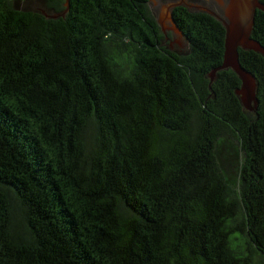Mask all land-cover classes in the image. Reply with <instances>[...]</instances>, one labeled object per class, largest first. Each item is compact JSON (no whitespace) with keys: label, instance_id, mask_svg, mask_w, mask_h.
<instances>
[{"label":"trees","instance_id":"trees-1","mask_svg":"<svg viewBox=\"0 0 264 264\" xmlns=\"http://www.w3.org/2000/svg\"><path fill=\"white\" fill-rule=\"evenodd\" d=\"M149 1L0 0V264H264V57Z\"/></svg>","mask_w":264,"mask_h":264},{"label":"water","instance_id":"water-1","mask_svg":"<svg viewBox=\"0 0 264 264\" xmlns=\"http://www.w3.org/2000/svg\"><path fill=\"white\" fill-rule=\"evenodd\" d=\"M222 6V18H218L212 11L184 0L168 2L164 5L168 9L169 29L181 35L170 13V9L176 5H183L188 9L201 10L213 15L224 27L223 54L219 65L214 67L208 74L212 78L214 71L230 68L240 80V85L235 89L242 107L248 111L256 112L258 99L255 94V78L246 71L238 62L237 48L250 49L259 52L264 57V47L250 36L253 14L256 8L264 9L258 0H214ZM65 9L68 0L64 2ZM64 9V10H65ZM53 17L56 15H52ZM161 31L163 27L157 21Z\"/></svg>","mask_w":264,"mask_h":264},{"label":"rangeland","instance_id":"rangeland-1","mask_svg":"<svg viewBox=\"0 0 264 264\" xmlns=\"http://www.w3.org/2000/svg\"><path fill=\"white\" fill-rule=\"evenodd\" d=\"M173 1H176V0H150L148 2L149 9L152 15L154 16V18L156 19V21L160 19L162 7L166 5V3L173 2ZM184 1L187 3H193L199 6H202L212 11L218 18H222V6L218 5L214 0H197V1L184 0ZM163 32L164 33L169 32V35L164 40V42L171 50H176V51L185 50V44H184L182 37L177 36L175 34V31L165 28L163 29Z\"/></svg>","mask_w":264,"mask_h":264},{"label":"flooded vegetation","instance_id":"flooded-vegetation-1","mask_svg":"<svg viewBox=\"0 0 264 264\" xmlns=\"http://www.w3.org/2000/svg\"><path fill=\"white\" fill-rule=\"evenodd\" d=\"M187 1H197V0H187ZM168 15V9L165 7V6H163L162 7V12H161V15H160V17L162 18V17H164L165 15ZM167 25V26H166ZM169 26H170V24H169V19L167 18V20H166V24H163V27H164V29L166 28V29H169ZM163 32V31H162ZM164 33V32H163ZM175 34L177 35V36H180V37H182L180 34H178V33H176L175 32ZM166 39V38H165Z\"/></svg>","mask_w":264,"mask_h":264},{"label":"bare ground","instance_id":"bare-ground-1","mask_svg":"<svg viewBox=\"0 0 264 264\" xmlns=\"http://www.w3.org/2000/svg\"><path fill=\"white\" fill-rule=\"evenodd\" d=\"M167 18H168V15L167 14L164 17H162V18L160 17L159 23L161 24L162 27H163V24H166Z\"/></svg>","mask_w":264,"mask_h":264}]
</instances>
